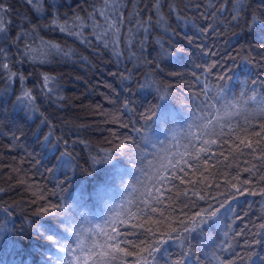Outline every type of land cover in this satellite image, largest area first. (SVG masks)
Returning a JSON list of instances; mask_svg holds the SVG:
<instances>
[{
  "label": "trees",
  "instance_id": "16d2710c",
  "mask_svg": "<svg viewBox=\"0 0 264 264\" xmlns=\"http://www.w3.org/2000/svg\"><path fill=\"white\" fill-rule=\"evenodd\" d=\"M118 2L125 19L119 58L110 48L97 46L91 28L84 29V35L92 39L89 46L49 27L53 19L59 23L65 19L71 23L77 16L87 19L93 9L104 7V0H40L39 10L27 0H0L7 9L0 12L6 28L0 33V48L5 50L10 66L14 65L12 71L26 78L23 87L33 90L39 108V112H27L16 102L21 81L7 80V73L0 76V213L7 218L9 209L15 219L31 214L28 224L18 223L9 230L8 220L0 217V244L12 233L20 239L14 249L24 250L25 264H45L43 257L57 251L46 235L54 233L72 243V233L66 228L75 227L89 237L101 228L112 231V222L118 220H125L124 224L116 223L121 234H139L142 230L132 224L143 221L139 217L128 220L126 213L128 209L136 212V206L145 199L146 185L163 201L158 209L174 217L183 208V193L193 190L189 181L202 180L195 191L215 197L210 201L214 204L227 198L226 207L231 211L219 227L210 224L203 232L192 234L185 247L193 253V261L200 256L203 264H210V260L219 264L211 259L215 251L233 264H264V228H260L264 224V196L240 194L231 187L235 183L257 193L264 188L258 180L243 183L254 175L245 169L253 164L259 167L260 162L247 155L248 149L241 147L242 155L235 151L237 133L232 132L237 126L246 127V138L256 141L254 132L260 131L264 119L259 114L249 116L257 105L243 102L253 92L258 100L264 98V0H159L158 11L157 0ZM222 5L224 11L218 12ZM234 6L242 9L237 20L231 19ZM160 16L164 20L158 25ZM149 17V31L144 33L136 27L137 21ZM97 19L103 23L102 17ZM22 33L25 39L18 41ZM126 35L132 40L131 47L124 39ZM41 39L65 50L71 48L74 54L70 58L49 56L48 63H40L39 58L21 62L24 44L30 43L39 51ZM44 74L55 77L57 91L51 95L41 91ZM220 76L225 79L218 80ZM220 85L229 89L228 98L232 95L242 102L244 111L239 120L233 115L225 126L222 140L226 143L218 140L219 147L210 145L209 163L205 165L201 159L199 170L197 166L189 168L178 153L193 164L186 152V148L192 150L189 142L198 147V137L217 139L200 134L209 119L215 122L223 116L216 113L215 99L210 101L213 107H205L207 97H214ZM242 86L247 94L243 98L237 91ZM245 117L250 123H245ZM45 118L48 123H41ZM49 133L50 142L43 139ZM64 152L71 156H62ZM105 155L111 157L108 162L93 163V157ZM169 160L179 162L178 168L184 167L188 175L178 168L173 171ZM162 164L169 172L161 170ZM157 173L180 176L184 183L179 179L165 181L155 185L160 189L156 192L146 177ZM197 203L203 205V201ZM51 205H62L58 214H36L41 207ZM51 211L57 213L55 208ZM35 217L38 231L32 227ZM76 220L83 224L75 225ZM229 223L232 249L222 252L218 246ZM241 230L242 235H235ZM122 238L136 240V236ZM165 247L174 259L178 246L170 243ZM3 250H7L4 244L0 246ZM134 259L127 258L129 264ZM157 260L166 264L163 257ZM113 264L122 261L117 259Z\"/></svg>",
  "mask_w": 264,
  "mask_h": 264
},
{
  "label": "snow or ice",
  "instance_id": "6c2138e0",
  "mask_svg": "<svg viewBox=\"0 0 264 264\" xmlns=\"http://www.w3.org/2000/svg\"><path fill=\"white\" fill-rule=\"evenodd\" d=\"M27 2L36 6L37 10H39L40 0H27ZM121 7L122 6L119 4L118 0H111V2L110 0H104V7L98 10L93 9V11L88 14L87 19L77 16L71 23H69L68 19H65L62 23L53 19L49 27L53 31L59 30L61 33L75 37L79 39L81 43L88 44L89 46L92 44V39H89L84 35V29L91 28V36L96 41L97 46L102 45L106 49L110 48L113 54L119 58L123 54L120 48V44L122 42L121 28L125 23ZM156 8L158 11L159 0H157ZM234 8L235 11L231 19L237 20L242 9L235 6ZM217 11L223 12V5L217 9ZM0 12H7V9H5L2 4H0ZM136 15L139 16V12H137ZM97 17H102L103 23H100ZM89 20L91 23L88 22ZM163 20V16H160L156 23L158 25L162 24ZM150 23L151 17H149L148 20H138L136 27L142 29L144 33H147L149 31ZM5 31L6 28L4 26V21L2 17H0V33H4ZM129 32H131V30H129ZM25 35V33H22L17 37V40L23 41L25 39ZM124 39L127 40L128 46L131 47L132 40L128 38L127 35ZM140 43L143 45V41ZM24 49V51L20 52L22 57L21 62H23L24 59L35 62L39 58L40 63H48L50 62L48 60L49 56L62 55L65 58H70L74 54L71 48L65 50L60 45L52 43L51 41H44L43 39L40 41L39 51L37 48H33L30 43H25ZM179 51H183V49H180ZM0 57H3V59L0 60V76H4V74L7 73V80L12 81L13 79H18L21 81V94L16 97V102L22 105L27 112H39V108L36 104L37 97L33 94L32 89L23 87V81L26 78L22 74L12 71V67H14V65L10 66L8 62L9 58L3 48H0ZM211 67H215V65H212ZM204 70L208 72L211 71L210 68H206ZM193 75H195V73H193ZM217 79L224 80L225 77L220 76ZM41 91L47 93L48 95L55 93L57 91L55 86V77L44 74ZM224 91L223 85H220L219 91L216 92L214 97H207L209 103L205 104V107H213L210 101L215 99L221 105V107L216 109V111L220 112L222 110L224 112V116L218 117L215 122L209 119L200 134L201 136L208 137L216 136L217 139H200L198 137V147L191 141L189 142L192 150L188 151L186 148V152L188 156L192 158L194 162L193 164H189V161L184 158V154L178 153L184 165L189 168L197 166V170H199L198 165L201 159H203L205 165L209 163L210 145L217 144L218 140L222 143H226L222 140V137L225 135V126L230 123L233 115H240V111L235 108L236 103L239 101L236 98L232 101L227 100ZM205 95L207 96V91L205 92ZM245 95L247 94L242 92L241 98ZM243 102L245 104L252 102L257 105V108L253 109V111L249 113V116L259 114L262 118H264V98L258 100L256 94L253 92L251 95H248L247 100ZM40 115L43 116V113H40ZM221 120L225 121L224 125L221 124ZM41 123H48V121L45 118L41 120ZM245 123H250L248 117H245ZM217 126H219V132L216 131ZM232 132L237 133L235 137L237 143L234 144L235 151L242 155L243 153L241 152V147L248 149L247 155L254 157L260 162L259 167L253 164L251 167L245 169V171L254 173V175L250 176L249 179L244 180L243 183L250 184L256 182L257 180L264 183V171H262V169H264V119L261 120L260 131L254 132V134L258 137L256 141H251L246 138L248 135L246 127L237 126V128L232 129ZM241 132L244 133L243 137L239 135ZM50 136L51 133L45 135L43 139L50 142ZM14 138L17 140L20 139V137ZM64 143L67 144V141ZM217 146L219 147L220 145L217 144ZM231 151L232 148L230 147L229 152ZM257 152H259V156L255 155ZM61 155L71 156L68 152H64ZM221 155H223V153H221ZM110 159L111 157L108 155L100 158L93 157V163H99L101 160L108 162ZM249 163L251 162L249 161ZM169 165L171 166V169L175 171L178 168L179 162L169 160ZM161 170L167 173L169 172V167L162 164ZM178 170L184 173L185 176L188 175V173L185 172L184 167H179ZM205 171H207V169H205ZM146 178L150 181L153 188H155L156 184H163L165 181L171 183L177 179H179L181 183H184V179L176 175H160L157 173L156 176ZM237 178L238 177H234V179ZM189 183L192 184L193 190L191 191V194H189L187 190L183 193V196L186 199L180 200V204L183 205V208L179 210L178 215L173 217L171 215H166L164 211H160L157 206L161 205L163 201L146 185L145 192L143 193L145 199L141 200L136 206V212L134 213L131 209H128L126 213V219L128 220L139 217L143 221L132 224L133 228L142 230L139 234L136 232H125L121 234L117 231L116 223L124 224L125 220L112 222V231L110 232L101 228L100 232H93L92 236L89 237L82 236L81 233L75 229V227L66 228L65 231L71 232L74 237L73 243L64 242L62 237H59L54 233L45 236V239L51 242L57 252L63 254L51 256L48 257V259L52 261V264H113V261L117 259H120L122 264H129L127 258L134 257L135 259L131 262V264H158L157 257L159 256L165 258L166 264H203L200 256H196L193 261V253L190 248L185 247V244L190 240L193 233L203 232L205 226L215 224L219 227L222 221L227 219V213L231 211V208L226 207L227 198L224 202L214 204L210 201L215 200V197L205 196L200 192L195 191L196 185L202 183V180L189 181ZM225 183H228V181H225ZM231 187L240 194L248 192L250 195L259 194L264 196V188H261L259 193H257L254 190L237 187L235 183H233ZM0 191H3V189H0ZM155 191L159 192L160 189L155 188ZM191 197H196V199H191ZM41 198L43 199V197ZM197 200L203 201V205L198 204ZM53 208L58 210L57 213H52L51 209ZM172 211L176 212V209L173 208ZM58 213L59 206L51 205L41 207L36 214L53 215ZM156 213H158V215L154 216L153 214ZM146 224L150 226L145 227ZM231 227V223L225 225V228L227 229L223 232L225 239L222 240L221 244L218 246L222 252H227L232 249V242L229 238V230ZM260 228H264V224H261ZM242 232L243 230H241V232H237L235 235H242ZM122 235L136 236V240L123 239ZM92 237L96 238L94 239ZM208 238L211 239V237ZM85 240L88 241L87 244L85 243ZM170 243L176 244L179 249L174 259L172 258V253H170L165 247ZM207 255L208 254L205 253V256ZM211 259H215L219 262V264H233V261L223 260L216 254L215 251L211 253Z\"/></svg>",
  "mask_w": 264,
  "mask_h": 264
},
{
  "label": "rangeland",
  "instance_id": "374dc122",
  "mask_svg": "<svg viewBox=\"0 0 264 264\" xmlns=\"http://www.w3.org/2000/svg\"><path fill=\"white\" fill-rule=\"evenodd\" d=\"M245 88V86H242V89H238L237 91H238V93H242V92H246V90L244 89ZM247 91H249V88H248V90ZM233 100L234 99V97L231 95V97L230 98H228V100ZM221 107V105L220 106H218L217 108L219 109ZM238 109H239V111H240V115H236V119L237 120H239L240 118H241V114L243 113V111H244V106H243V104H242V102L241 101H239V103H238ZM216 113H217V111H216ZM220 114H223V116H224V112L221 110L220 112H219Z\"/></svg>",
  "mask_w": 264,
  "mask_h": 264
}]
</instances>
